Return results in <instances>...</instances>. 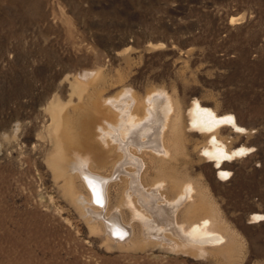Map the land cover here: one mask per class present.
<instances>
[{
	"label": "rangeland",
	"instance_id": "1",
	"mask_svg": "<svg viewBox=\"0 0 264 264\" xmlns=\"http://www.w3.org/2000/svg\"><path fill=\"white\" fill-rule=\"evenodd\" d=\"M125 91L138 116L148 98L172 102L169 156L137 152L144 181L193 183L231 247L145 237L111 173L115 133L99 131L120 121L106 108ZM197 104L233 116L240 129L217 138L247 151L211 160ZM76 165L108 178L103 212L121 213L125 239L91 215ZM0 264H264V0H0Z\"/></svg>",
	"mask_w": 264,
	"mask_h": 264
},
{
	"label": "bare ground",
	"instance_id": "2",
	"mask_svg": "<svg viewBox=\"0 0 264 264\" xmlns=\"http://www.w3.org/2000/svg\"><path fill=\"white\" fill-rule=\"evenodd\" d=\"M135 104L136 100L129 91H125L124 94L110 101L106 110L110 115L115 114V117L120 121L116 120L114 124L106 122L109 131L102 129L99 131L100 137L105 138V140L111 138L109 135L111 131L115 133L113 138L120 148V154L112 165L113 171L111 173L113 175L114 172H123L124 176L120 178L125 181V186L129 189L127 191L134 193L140 206V208L134 207L132 209V216L137 218L142 225L145 237L170 244L171 247L179 243L214 249H221L224 246L231 247L229 244L231 242L226 235L213 229L215 219L212 216L198 215L202 205L198 194L193 195L192 193L195 191L193 183L177 184L175 180H171L169 190H165V182L168 179L164 177L165 175L157 176L149 184L144 181L143 174L146 169V162L137 152L142 151V148H149L153 156H156L154 154L156 152L161 153L160 158L169 156L170 147L166 143L164 130L168 124L172 102L167 96L162 95H156L152 99L148 98L147 105L142 106L141 116L134 113ZM190 116L192 125H197L203 131L211 132L208 146L204 147L203 152L217 165L226 158L229 159L247 151L245 147L228 150L226 145L217 138L218 129L222 125L230 124L234 128L240 129L233 116L219 117L212 110L201 108L199 104L192 108ZM81 164L82 162H79V166ZM79 166H77L78 175L82 176L84 185L88 187L87 203L91 202L95 208L101 209L99 211L93 210L91 215L93 218L103 220V225L106 228L104 230H107V234L113 235L117 240L125 239L127 235L129 236L131 226L124 222L121 213L103 212L108 199V178L87 171V169L82 171ZM119 173H117L118 176ZM65 175V178H69ZM120 175L122 174L120 173ZM126 195L129 198L128 203L133 205L131 195L129 193ZM195 195L199 200L194 198ZM80 199L85 201L83 198ZM75 200L79 202V199ZM179 209H181L180 213H178Z\"/></svg>",
	"mask_w": 264,
	"mask_h": 264
}]
</instances>
